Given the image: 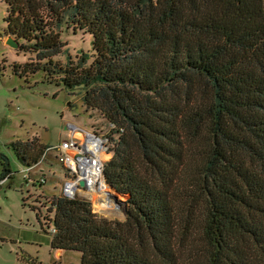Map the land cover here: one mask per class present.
<instances>
[{"label": "trees", "instance_id": "obj_1", "mask_svg": "<svg viewBox=\"0 0 264 264\" xmlns=\"http://www.w3.org/2000/svg\"><path fill=\"white\" fill-rule=\"evenodd\" d=\"M4 2L5 36L35 57L12 72L83 90L108 125L105 179L126 197L120 222L83 199L37 196L51 248L79 252L80 264H264V0ZM63 29L89 34L92 54L54 63ZM12 148L31 167L48 146Z\"/></svg>", "mask_w": 264, "mask_h": 264}, {"label": "rangeland", "instance_id": "obj_2", "mask_svg": "<svg viewBox=\"0 0 264 264\" xmlns=\"http://www.w3.org/2000/svg\"><path fill=\"white\" fill-rule=\"evenodd\" d=\"M5 17L6 4L0 0V156L8 159L12 172V179L0 189V264H80L79 252L57 254V250L51 248L52 234L48 229L51 223L45 225L47 210L40 208L42 218L39 222L36 211L31 208L39 206L37 196H41L43 201L60 194L65 173L57 162V152L49 151L41 164L31 171V176L36 179L42 171L45 183L26 184L21 171L28 167L17 160L12 144L35 138L43 146L56 147L68 137L69 125L102 134L108 131V125L97 111L86 108L82 99L83 90L69 91L61 84L48 82L41 71L23 77L12 72L13 64L35 63V57L6 44ZM61 41L66 52L53 58L58 66H64L68 56L76 62L81 54H92V38L85 32L63 29ZM57 78L54 76V80ZM2 173L0 158V177ZM42 205L47 206L45 202ZM187 207L179 209L178 213H185ZM125 210L126 206L120 211L112 210L106 216H100L123 222ZM49 218L52 219L53 214ZM194 227L187 222L180 229L187 253L192 255L199 246Z\"/></svg>", "mask_w": 264, "mask_h": 264}, {"label": "built area", "instance_id": "obj_3", "mask_svg": "<svg viewBox=\"0 0 264 264\" xmlns=\"http://www.w3.org/2000/svg\"><path fill=\"white\" fill-rule=\"evenodd\" d=\"M68 128L70 132L66 140L61 141L56 147H48L38 163L21 171L26 184L45 183L44 175L36 179L31 176V171L41 164L49 151L55 150L57 162L65 173L61 182L62 196L88 201L92 212L99 216H106V213H111L112 210L120 211L121 208L117 206L119 198L124 197L126 202V197L118 194L104 176L105 165L112 156L111 142L106 136L107 133L79 130L71 125ZM6 181V178L0 180V185H4ZM80 181H84L83 187L80 186Z\"/></svg>", "mask_w": 264, "mask_h": 264}, {"label": "water", "instance_id": "obj_4", "mask_svg": "<svg viewBox=\"0 0 264 264\" xmlns=\"http://www.w3.org/2000/svg\"><path fill=\"white\" fill-rule=\"evenodd\" d=\"M6 44L8 45V46H10V47H12V48H15V49H18V43L12 38V37H7V39H6ZM80 186L81 187H83L84 185H85V183H84V181H80ZM121 206H120V205ZM119 204H117V206L119 207V208H124L125 206H126V202H124L123 204H121V203H119Z\"/></svg>", "mask_w": 264, "mask_h": 264}, {"label": "bare ground", "instance_id": "obj_5", "mask_svg": "<svg viewBox=\"0 0 264 264\" xmlns=\"http://www.w3.org/2000/svg\"><path fill=\"white\" fill-rule=\"evenodd\" d=\"M125 201H124V197H120L119 198V203H124Z\"/></svg>", "mask_w": 264, "mask_h": 264}, {"label": "crops", "instance_id": "obj_6", "mask_svg": "<svg viewBox=\"0 0 264 264\" xmlns=\"http://www.w3.org/2000/svg\"><path fill=\"white\" fill-rule=\"evenodd\" d=\"M59 252H61V253H62V252H63V250H57V254H59Z\"/></svg>", "mask_w": 264, "mask_h": 264}]
</instances>
